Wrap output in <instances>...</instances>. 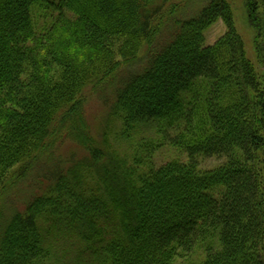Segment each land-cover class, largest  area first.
Segmentation results:
<instances>
[{"label": "trees", "instance_id": "1", "mask_svg": "<svg viewBox=\"0 0 264 264\" xmlns=\"http://www.w3.org/2000/svg\"><path fill=\"white\" fill-rule=\"evenodd\" d=\"M246 8L261 73L226 0H0V264H65L62 239L74 264H264V0ZM106 80L123 155L84 119Z\"/></svg>", "mask_w": 264, "mask_h": 264}, {"label": "rangeland", "instance_id": "2", "mask_svg": "<svg viewBox=\"0 0 264 264\" xmlns=\"http://www.w3.org/2000/svg\"><path fill=\"white\" fill-rule=\"evenodd\" d=\"M226 1L230 6L236 31L243 40L246 57L253 64L255 70L258 73H261L262 68L260 66L254 44L256 37V30L249 23L247 8H246V0H226ZM195 5H197L198 7V4ZM186 12H191V10L188 9V11ZM224 31H225V25L223 21L220 19L217 20L214 24L210 25L205 30V34H204L205 44L206 45L213 44L224 33ZM134 67L133 66L130 68L128 67L125 70L121 69L116 75L117 79H121L122 77H124L127 72H134V70L138 69L137 67L136 68ZM105 82L106 84L99 87V91H97V94H99V96H97L93 92L92 87L91 88L86 87L83 90L82 97L84 100V119L86 121V125L89 126L90 132L92 133V135L94 136L96 141H98L99 144L101 143V145L103 146L104 144L107 143L106 147L108 148V150L116 149L117 152H120L121 155H123L124 152L126 151V149L124 148L125 146L118 139L116 142L114 137L113 140H111L108 137L111 135L113 136V134H118L122 130L121 129L122 126L121 123L117 119H115L110 113V103L112 100L111 91L113 90L114 83L111 84L112 82L111 80L109 81L106 80ZM104 98L107 99L108 102H106ZM143 132L146 133V131H142V133ZM150 133H151V129L147 132V134ZM111 146L113 149L111 148ZM86 156H87L86 151H84L82 147H80L75 143H72L69 140H63L55 149V155H54L55 160L57 159V161L59 162L60 165H62V167L63 166L73 167L76 165L78 161L81 162L82 165H84V163L86 162L84 161L86 159ZM175 156H179V152H177L175 149L170 147H163L154 154V160L159 164L167 160H170ZM200 161H201L200 166L202 168H211L217 165L219 162H221L216 159H202V160L200 159ZM40 186H36V188L39 189ZM21 195H23V193H21ZM19 196L20 195L18 196L15 195L16 198L18 197L16 200L17 204L20 203ZM59 241L56 242L57 246L55 250L58 256H62L61 262L65 264L66 263L74 264L76 258L75 256L77 255L76 251H74L72 248L69 250L68 246L65 245L63 239ZM196 256L197 254L193 255L189 259L194 260ZM181 263L185 264L186 262L185 260H177L175 264H181Z\"/></svg>", "mask_w": 264, "mask_h": 264}]
</instances>
